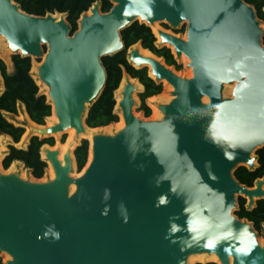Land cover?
<instances>
[{
  "label": "water",
  "instance_id": "1",
  "mask_svg": "<svg viewBox=\"0 0 264 264\" xmlns=\"http://www.w3.org/2000/svg\"><path fill=\"white\" fill-rule=\"evenodd\" d=\"M110 2L107 12L94 2L71 31L66 13L33 15L15 0H0V36L11 54L40 62L36 77L57 117L46 126L27 115L34 126H16L27 127L28 143L68 128L75 137L86 132L88 109L106 81L101 59L124 49L120 32L135 21L186 24L185 38L165 29L153 34L175 60L188 59L191 76L128 47L130 65L150 66L153 81L172 86L171 99L157 104L159 118L134 115L138 90L124 72L123 126L92 134L80 176H71L74 149L60 160L56 148L41 157L53 178L0 172L4 264H187L199 253L217 257L203 264H264V241L234 214L239 196L247 208L264 198V178L247 187L233 175L240 166L253 170L264 146V28L255 9L244 0ZM0 83L1 95V75Z\"/></svg>",
  "mask_w": 264,
  "mask_h": 264
},
{
  "label": "trees",
  "instance_id": "2",
  "mask_svg": "<svg viewBox=\"0 0 264 264\" xmlns=\"http://www.w3.org/2000/svg\"><path fill=\"white\" fill-rule=\"evenodd\" d=\"M97 1L100 2L99 8L101 12H107L112 5L110 0H15L19 7L29 14L42 16L48 12L66 13V21L71 31L77 29V21L80 14L87 11ZM244 2L253 6L258 19L264 20V0H244ZM120 37L124 44V49L112 56L101 59L106 73V81L99 96L88 109L85 124L89 128L107 126L118 121V115L114 112V91L117 89L124 72L131 78L137 79L143 86V91L138 93V97L141 102L139 110L143 111L144 116H149L150 114V110L145 104V99L161 92V83L153 81L147 75L146 68H135L127 62L126 49L128 47L139 42L142 48L161 57L166 65L174 66L175 70L180 69V65L174 59L171 49L167 46L157 47L155 45L156 38L151 28L144 23L133 22L120 32ZM262 44L264 45V36ZM11 62L13 70L12 72H7L6 65L0 58V75L4 86L3 93L0 95V135H8L14 143H17L24 129L7 121L3 116V112L16 113L17 105L20 103L24 106L25 112L31 121L43 125L45 118L51 114V105L48 103L46 96L39 92V87L30 74L31 59L29 57H21L19 54H12ZM42 144L52 145L53 139L44 138L40 140L34 136L30 139L26 148L9 145L8 151L1 161L2 167L7 169L12 161L17 160L30 170L34 178H41L46 168V162L41 159L39 154ZM88 150L89 143L86 139H82L73 150L78 171L82 170L86 164ZM255 155L257 165L253 170L240 166L233 172L234 178L247 187H252L257 179L264 178V146L258 148L255 151ZM245 204L246 199L239 196L234 214L238 218L248 220L255 230H259L260 224L264 223V198L258 199L252 208H247ZM0 264H2L1 257ZM205 264L216 263L207 262Z\"/></svg>",
  "mask_w": 264,
  "mask_h": 264
},
{
  "label": "bare ground",
  "instance_id": "3",
  "mask_svg": "<svg viewBox=\"0 0 264 264\" xmlns=\"http://www.w3.org/2000/svg\"><path fill=\"white\" fill-rule=\"evenodd\" d=\"M264 28V27H263ZM161 28H159L158 26V22H155L154 24H152L151 26V30L152 32H154V34L156 35V32L157 30H159ZM2 37V36H0ZM183 38H185V35L182 36ZM5 40V39H4ZM157 40H158V37H157ZM5 42V41H4ZM0 46L2 47V50L4 52V54H6V59L9 60L8 58V47H7V44L5 42V44H1L0 42ZM7 47V48H6ZM134 47H137L138 48V52L142 55V56H152L150 52L146 51V50H143L140 46H138V44H134L131 46V48H134ZM181 58H183L185 60V65L187 67V63L189 62L188 59L185 57V56H181ZM40 63H37L35 62V60L32 61V67L30 68V74L33 78H35V82L38 86H40V89L42 90V88L45 89V92H46V88L40 84L39 80L37 79L36 77V68L37 66L39 65ZM190 69V72H191V68L190 67H187ZM147 69H148V74L153 77L150 73V66H147ZM177 74H179L177 72ZM180 75V74H179ZM137 88V90H141L142 89V86L134 79H129ZM163 82H165L166 84L164 85L166 88L162 91V96H155V97H152V98H148V102H149V106L151 107V110L153 112V115L155 118H159L161 116V112L160 110L158 109V106L157 104H160L162 102L166 103L168 102L170 99H171V94L170 92L172 91V86L170 84H168L165 80H163ZM125 84V79L122 78L118 88L114 91V99H115V106H114V112L116 111H119L118 110V102L121 98V90H122V87L123 85ZM2 86L0 84V90H1ZM228 88L227 90L230 91L231 89V86H228L226 87ZM156 99H159V100H163V101H156ZM166 101V102H165ZM18 105H20L21 107L23 106L22 104L18 103ZM17 117V116H16ZM19 119H23V121H27L29 122L28 120V117H27V114L24 110V106H23V110H22V114H21V117H17ZM119 123H111L117 130L122 128L123 126V118L121 116V114L119 113ZM57 122V117L55 116L54 112L52 111L51 112V117H47L45 119V125L46 126H50L52 125L53 123ZM30 125H33L31 122H29ZM34 126V125H33ZM25 130H24V133L22 134L20 140L17 142V143H14V145L17 146V144H21V146H24L22 144H25V141L27 139V127L24 126ZM93 129L94 128H86V136L89 138V140L91 141V136L93 133ZM66 134H67V138L66 140L64 141V143H60L58 142L59 140L57 139L58 137V134H55L54 135V138H55V141L57 142L56 144L53 145V147H49L47 146L46 144L43 145L42 149H41V152H40V157L42 158H45V149L46 148H49V149H58V159L62 160L63 158V154L69 150L70 151V154L72 152V150L76 147V145L79 144V136L85 134V133H82V134H79L78 137H75V134H74V129L73 128H68L67 130H65ZM23 139V141H22ZM10 140V137L8 135H5V134H1L0 135V156H2L6 151H5V142ZM23 148V147H22ZM72 156V155H71ZM73 158V157H72ZM91 158V154L89 153V158H88V161L87 163L89 162ZM86 163V164H87ZM73 164V163H72ZM16 165L19 166V170H20V176L23 177L22 175V172L26 171L27 169H25L26 167L23 165L22 162L20 161H17V160H14L11 162V165H10V169H13ZM47 166H48V170L45 171V175L48 176L49 178H53L54 174H53V170H52V167L49 163H47ZM25 167V168H24ZM73 167H74V164H73ZM81 172L75 176V177H78L80 176ZM74 189V186L71 185L70 186V192ZM7 260V258L5 260H3L5 263V261ZM217 261V257L214 255V254H206V253H199V254H194V255H191L188 257V260H187V264H193L194 262H200V263H203V262H206V261ZM219 264V263H218Z\"/></svg>",
  "mask_w": 264,
  "mask_h": 264
},
{
  "label": "rangeland",
  "instance_id": "4",
  "mask_svg": "<svg viewBox=\"0 0 264 264\" xmlns=\"http://www.w3.org/2000/svg\"><path fill=\"white\" fill-rule=\"evenodd\" d=\"M263 13H264V11H263ZM259 21H260V24H261V27L263 28L264 27V20H262V19H259ZM158 26H159V28H161V29H165V30H167V31H172V32H174L175 34H177V35H180V36H184L185 35V31H186V24H180L178 27H176V28H172L171 26H169L167 23H165V22H159L158 23ZM176 31V32H175ZM157 40V39H156ZM5 40H4V38L3 37H0V42H1V44L3 45V44H5V42H4ZM7 48V47H6ZM8 58H9V60H7L6 59V54H4V52H3V50H2V47L0 46V58L4 61V63H5V65H6V70H7V72H12V70H13V64H12V62H11V51L8 49ZM34 59L32 58L31 59V67H32V61H33ZM35 62H37L36 60H35ZM176 62H177V64H179L180 65V69L179 70H176V72H178L181 76H183V77H190L191 76V72H190V69L189 68H187L186 67V65H185V60H183V58H180L179 60H176ZM37 63H40V62H37ZM170 67H172L173 69H175L174 68V66H170ZM147 75H148V69H147ZM33 79H35V78H33ZM1 84V83H0ZM166 83L165 82H161V86H162V89H161V91L164 89V85H165ZM39 87V92L40 93H44V95L46 96V99H47V95H46V92H45V89L44 88H42V90L40 89V86H38ZM166 88V87H165ZM228 88H226L225 89V91H224V93L225 94H229V90H227ZM141 90H143V89H141ZM141 90H138V91H141ZM138 91H135L134 93H133V98H134V105H133V113H134V115L135 116H138V117H140L141 119H144V120H149V119H156L154 116H152L153 115V112H152V110H151V107L149 106V102H148V100L147 99H145V104L148 106V108H149V110H150V114H149V116H144V113H143V111L142 110H139V107H140V104H141V102H140V99H139V97H138ZM163 94L162 93H160V94H158L157 96H162ZM153 97H155V96H153ZM156 101H163V100H159V99H156ZM166 102V101H165ZM162 103H164V102H162ZM22 110H23V106L21 107L20 105H17V109H16V113H5V112H3V116L6 118V120L7 121H9L10 123H12V124H14V125H20V126H23L24 125V123H23V119L21 118V119H19V118H17L18 116L19 117H21V114H22ZM116 113H117V115H118V119H119V111H116ZM17 116V117H16ZM116 123H119V120L117 121V122H115V124ZM117 129L112 125V124H109V125H107V126H101V127H96V128H94L93 129V133H113V132H115ZM65 138H66V132H64V133H59L58 134V137H57V139L59 140V141H61L62 139L63 140H65ZM81 138H87V140H88V143H89V146H90V140H89V138L86 136V133L85 134H83V135H81V136H79V141H80V139ZM52 139H53V143L55 142V138L54 137H52ZM22 141H23V139H22ZM58 141V142H59ZM57 143V142H56ZM10 144H12V140H11V138H10V140H8V141H6L5 142V151L7 152L8 151V146L10 145ZM28 144V137H27V139H26V141H25V144H22V145H24V146H21V144H17V146L16 147H18V148H25L26 147V145ZM89 150H90V148H89ZM88 150V156H87V161H88V158H89V153H90V151ZM5 152V153H6ZM5 153L2 155V156H0V172H2V173H8V172H11V171H16L18 174H19V176L21 175L20 174V170H19V166L18 165H16L13 169H10V166L7 168V169H4L3 167H2V165H1V161H2V158H3V156L5 155ZM87 161H86V163H87ZM11 165V164H10ZM46 166H47V164H46ZM85 167V166H84ZM83 167V168H84ZM25 168V167H24ZM82 168V169H83ZM25 169H27V168H25ZM82 170H80V172H81ZM80 172H76V168H75V165H74V167L72 168V171H71V176H77ZM22 175H23V177H21L22 179H28V180H47V179H49V177L48 176H46L45 175V169H44V174H43V176L41 177V178H39V179H36V178H34L32 175H31V172H30V170L29 169H27L26 171H24V172H22ZM245 206H246V204H245ZM237 208V202H236V207H235V209ZM234 209V210H235ZM255 232H256V235H257V240H258V242L261 244L263 241H264V223H261L260 224V228H259V230H255ZM0 257H1V259H2V264H4L3 262V260H5L6 258H7V256L6 255H4V254H0Z\"/></svg>",
  "mask_w": 264,
  "mask_h": 264
},
{
  "label": "flooded vegetation",
  "instance_id": "5",
  "mask_svg": "<svg viewBox=\"0 0 264 264\" xmlns=\"http://www.w3.org/2000/svg\"><path fill=\"white\" fill-rule=\"evenodd\" d=\"M141 48H142V47H141ZM142 49L148 51L147 49H144V48H142ZM148 52H149V51H148ZM183 60H184V59H183ZM140 85H141V84H140ZM141 86H142V85H141ZM164 89H165V86H164ZM164 89H163V90H164ZM163 90H162V91H163ZM162 91H161L160 93H162ZM160 93H159V94H160ZM157 95H158V94H156V95H152V96H149V97H147L146 99H148V98H152L153 96H157ZM48 117H51V114H50ZM46 118H47V117H46ZM46 118H45V119H46ZM66 138H67V134H66ZM66 138H65V140H66ZM65 140H63V141H59V142H60V143H64ZM54 144H56V141L54 142ZM54 144H53V145H54ZM53 145H52V147H53ZM46 170H48V166H46L45 171H46Z\"/></svg>",
  "mask_w": 264,
  "mask_h": 264
}]
</instances>
